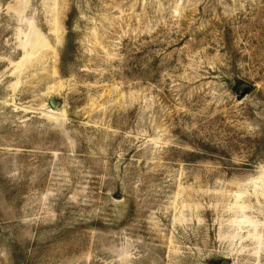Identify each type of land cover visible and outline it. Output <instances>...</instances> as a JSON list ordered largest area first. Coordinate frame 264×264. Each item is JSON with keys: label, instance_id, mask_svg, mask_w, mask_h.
Listing matches in <instances>:
<instances>
[{"label": "rangeland", "instance_id": "obj_1", "mask_svg": "<svg viewBox=\"0 0 264 264\" xmlns=\"http://www.w3.org/2000/svg\"><path fill=\"white\" fill-rule=\"evenodd\" d=\"M0 264H264V0H0Z\"/></svg>", "mask_w": 264, "mask_h": 264}, {"label": "water", "instance_id": "obj_2", "mask_svg": "<svg viewBox=\"0 0 264 264\" xmlns=\"http://www.w3.org/2000/svg\"><path fill=\"white\" fill-rule=\"evenodd\" d=\"M248 90H249V88H246L244 93L241 94V96H243Z\"/></svg>", "mask_w": 264, "mask_h": 264}]
</instances>
